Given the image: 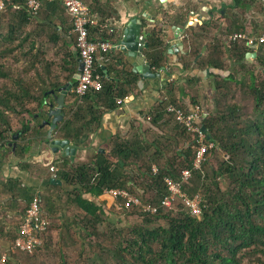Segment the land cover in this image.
Returning a JSON list of instances; mask_svg holds the SVG:
<instances>
[{"label":"crops","instance_id":"0c3cea01","mask_svg":"<svg viewBox=\"0 0 264 264\" xmlns=\"http://www.w3.org/2000/svg\"><path fill=\"white\" fill-rule=\"evenodd\" d=\"M38 1L39 10L27 19L20 35L26 38L22 42L24 46L30 47L34 42L44 53L38 69L45 75L50 70L67 67L66 45L71 51L76 49L68 16L59 3L51 4L59 0ZM82 1L96 20L89 39L102 36L114 45L107 56L95 55L94 67L101 68L104 80L123 87L128 93L109 103L103 96L85 97L81 103L83 114L70 124L68 131L60 127L69 115L73 99L69 94L64 97L62 120L50 135L54 140L68 142L72 149L71 153L68 150L69 155L59 147L53 151L47 146L48 127L42 123L50 118L45 114L47 108L43 103L40 115L31 116L26 132L16 130L19 125L11 127V132L16 130L18 135L16 139L11 137L14 142L9 150L3 148L5 154L1 152L0 163V254L12 245L24 208L32 196L38 198L45 216L49 212L56 214L55 222L59 226L64 222L71 228L79 226L75 216L81 210L75 196L96 206L102 222H118L117 217L123 221L122 212L103 191L105 187L97 193L87 189L90 178L95 180L97 171H103L106 166L104 180L114 183L110 188H123L120 186L123 182L131 193L140 196L152 193L145 187L150 176L147 177L144 167L151 164V168L170 170L182 162L183 151L192 142L191 136H185L173 117L165 112L166 106L179 104L189 108L199 104L204 117L220 115L227 105L238 111L252 110V78H258L255 82L260 84L264 80V46H255L243 53V41L235 46L225 44L229 34L241 32L256 36L264 31V3L259 0ZM134 19L140 22V35L147 37L153 29L161 31L166 58L162 68L151 67L153 77L147 75L141 79L134 66L115 48L119 29ZM177 31L178 34L183 31L180 37L184 53L168 54L167 43ZM142 55L149 63L147 48ZM73 59L77 68L78 58ZM61 74L62 77L64 72ZM129 74L136 80L124 86L121 82ZM62 81L60 78L58 82ZM116 99L123 102L116 105ZM48 163L57 168L54 176L48 170ZM78 165L82 168L76 172ZM74 174L83 183L75 181ZM22 255L12 254L10 259L16 264V258Z\"/></svg>","mask_w":264,"mask_h":264},{"label":"trees","instance_id":"16d2710c","mask_svg":"<svg viewBox=\"0 0 264 264\" xmlns=\"http://www.w3.org/2000/svg\"><path fill=\"white\" fill-rule=\"evenodd\" d=\"M0 1L3 2L0 17L2 13L7 12L5 34L0 33V44H5L2 49L0 48V59L7 55V60L9 59V62L15 64L14 67L5 69L0 63V81L7 80V87L4 86L5 84H1L3 86L0 88L1 163L3 161L1 152L3 148L7 151L13 146L14 140L11 137L16 130L22 133L26 132L29 129L31 116L33 114L40 115L39 109L43 100L47 99V92L56 91L68 80L72 82L73 86L75 85L76 81L72 80L71 76L76 70L73 58L77 57V51L69 50L66 45L65 57L68 61L66 62L67 67L61 70L62 73L64 72L61 77L62 82H58L57 79L51 80L48 72L43 75L38 67L42 65L44 53L35 47L34 42H31L30 47L22 44L26 38H21L20 30L30 17L25 1ZM56 3L60 5V2L56 1L51 4L56 5ZM88 11L90 12L89 8ZM92 28L89 29L88 34ZM102 38L101 36L98 39ZM55 41L52 40V43ZM107 41L113 43L112 40L107 39ZM237 43L239 42H233L231 46L238 45ZM146 44L150 66L154 69L162 68L166 58V47L163 44L161 31L153 29L146 37ZM242 45L243 53L250 50L243 42ZM103 54L107 56V53ZM19 62H23V65L22 70L18 72L16 65ZM94 72L102 77L101 68L95 67ZM29 73L32 74L33 80H25L24 76H20V74L28 76ZM135 80L136 77L129 74L121 83L126 86L133 84ZM256 80L258 78L253 77L250 86L253 100L252 110H255L256 113L254 119L244 124L241 110L233 109L229 105L220 115H207L202 119L208 139L216 146L209 150L202 167L192 172L190 185L183 188L189 195H193L195 192L201 194V215L199 217L191 216L180 202L173 208H160L159 212L154 215L142 214V224L131 226L130 233L125 234L124 237L122 234L116 244L108 249V252L118 259L113 264H242L245 255L252 256L256 253L260 255L255 258L256 263L264 264V144L262 143L264 141L262 140L264 136V80L261 84L260 82L256 83ZM101 82V90L86 93L80 103H76L73 94L69 93L73 104L69 115L60 127L61 130L68 131L70 124L73 121H78L82 116L81 112L84 108L82 109L81 103L85 97L103 96L109 103L115 98H123L128 93L123 87L112 85L103 77ZM10 115L22 117V119L21 117L16 119L19 129L16 128L13 132H11ZM244 125H249L251 128L244 127ZM181 131L189 137L184 129ZM195 149L192 142L184 149L185 156L178 164L181 167L176 170L177 172L175 166L170 170L158 168V171L153 174L151 164L145 166L144 169L148 171L146 175L150 176L149 179H145V187L155 194L147 199L144 195H137L146 202L159 203L167 193L163 181L164 176L179 178L180 170L190 165ZM217 150L222 151V158L216 169H213L209 160L215 156ZM2 153L5 154V152ZM207 165L212 170L210 175L206 171L208 170ZM80 167L81 165L75 167V171L79 172L82 168ZM82 173L84 174V172ZM106 174L107 167L105 166L103 171H97L95 180L90 178V186L87 189L97 193L103 187L113 186L114 183L111 180H109L110 183L108 180H104ZM78 176L74 174L72 178L83 183ZM217 178L229 180L227 186L221 188ZM207 179H210L209 183L206 182ZM192 182L195 184L194 187ZM120 186L125 189L129 188L123 182ZM75 202L81 210L78 214L79 225L83 229L89 227L87 234L84 235L92 236L96 232L94 225L97 222H102L103 218L99 216L98 208L91 202L84 201L79 196H75ZM122 213L125 215L138 212L133 209H124ZM157 219H163L166 225H152V222ZM93 241L100 246V243H96L95 236ZM99 258L98 255L92 260H86V263L95 262Z\"/></svg>","mask_w":264,"mask_h":264},{"label":"built area","instance_id":"2783aa9c","mask_svg":"<svg viewBox=\"0 0 264 264\" xmlns=\"http://www.w3.org/2000/svg\"><path fill=\"white\" fill-rule=\"evenodd\" d=\"M30 16H34L39 10L38 0H24ZM264 3V0H259ZM60 6L70 20V32L74 37V47L80 64V71L75 85L70 93L75 97L76 103H80L82 97L89 92H99L102 88V77L94 72V60L97 53H108L114 45L103 39L91 40L88 37L89 29L96 26L95 18L88 11L82 0H59ZM3 2L0 1V10ZM243 41L249 48L264 46V31L257 36H247L244 33H232L226 36L225 44L230 46L233 42ZM123 99H116V105H120ZM165 112L170 114L174 121L191 136L195 152L190 166L180 171L179 178L174 179L164 176L163 181L167 193L159 203L153 204L144 201L139 195L133 194L125 188H104L113 199V206L119 210L133 209L145 215H154L160 208H173L178 202L191 216L199 217L202 213L201 194L195 192L189 195L184 186L190 185V179L194 170H199L206 161L209 150L216 145L207 137V131L202 125L204 112L199 104L184 108L179 104H169ZM49 164V163H48ZM48 170L54 176L57 168L53 163L48 165ZM157 168L152 167L156 173ZM49 221L42 213L39 200L33 196L24 208L22 220L17 227V234L8 251L0 254V264H10V256L16 253L33 254L42 244V236L46 233Z\"/></svg>","mask_w":264,"mask_h":264},{"label":"rangeland","instance_id":"374dc122","mask_svg":"<svg viewBox=\"0 0 264 264\" xmlns=\"http://www.w3.org/2000/svg\"><path fill=\"white\" fill-rule=\"evenodd\" d=\"M1 20H0V33L5 34V24L7 22V12L1 14ZM5 46V44H0V48L2 49ZM0 49V50H1ZM9 59L7 60V55H5L2 59H0V63L3 64L5 69L7 67L12 68L15 66L13 62H9ZM59 61H57V64ZM17 63V70H22L23 62ZM36 68V67H35ZM61 70L55 69L49 71V77L51 80L59 79L61 78ZM20 76H24L23 78L26 79H32V74L29 73L28 76H25V74H20ZM31 77V78H28ZM1 84H5L4 86L7 87V80L6 81H0V88ZM242 113V122L244 124H247V122L251 119H254L255 117V110H249L248 108H243L241 110ZM249 116L251 118H249ZM20 115H10V125L12 127L18 125L16 122L17 118H20ZM22 119V117H21ZM249 126V125H247ZM244 125V127H247ZM251 128V126H249ZM255 137V136H254ZM262 140H264V136L262 137ZM264 144V141L262 142ZM222 158V151L217 150V153H215V156L209 160L211 166L213 169H216V167L219 164L220 159ZM181 166L177 165L175 167V171L178 170ZM208 167V165H207ZM207 173L210 175L212 173V170L210 167H208V170H206ZM177 172V171H176ZM218 181V184L221 188H224L227 186V183L229 180L226 178L223 179H216ZM193 181V180H192ZM207 183L210 182V179H207ZM193 187L195 186L194 182H192ZM196 183V181H195ZM197 184V183H196ZM155 192L147 193L146 196H144L146 199L147 197H151L154 195ZM126 215V216H125ZM123 216V221H120V218L117 217L119 220L118 222H97L94 225V228L96 229L95 234L92 236H95L96 243H100V246L96 245L93 241L92 236H85L84 234H87L89 227L86 229L82 228L80 225L77 228H71L69 224L65 225L64 223H61L62 226H59L55 222V213L49 212L46 214V217L49 221V226L47 233L44 236L43 244L38 247L33 254L28 255H22L16 258V264H87L86 260H92L94 257L99 255V259L95 260V262L90 261L88 264H95L98 262V264H113V262H117L118 259L116 256L112 255L108 252V249H111V246L113 244H116V242L125 234L130 233V227L134 225H141L142 224V214H125ZM78 220V216H75ZM166 225L165 221L162 219H157L152 222V225ZM83 225V224H82ZM92 229V228H91ZM120 231V232H118ZM86 237V238H85ZM257 256H260L259 253L253 254L252 256H244V259L242 261V264H257L255 258ZM89 258V259H88ZM10 264H14L12 261Z\"/></svg>","mask_w":264,"mask_h":264},{"label":"water","instance_id":"95a60500","mask_svg":"<svg viewBox=\"0 0 264 264\" xmlns=\"http://www.w3.org/2000/svg\"><path fill=\"white\" fill-rule=\"evenodd\" d=\"M140 22L137 19L132 20L129 24L123 26L119 29L120 36L117 41L116 50H119L123 56L126 58L130 66H134L135 70L140 74V78L145 76L153 77L151 72V66L147 62L146 58L142 55L144 48H147L145 44L146 34L140 35ZM182 33L178 34V31L173 35V39H170L167 43V53L175 54L184 53L183 52V43L181 41ZM247 56H249L247 54ZM134 70V71H135ZM80 64L77 59V68L72 74L71 79L76 81L79 76ZM141 80L137 84H140ZM72 82L70 80L63 83L59 86L56 91L50 90L47 92V99L49 101L43 100V105L46 106L47 110L45 112L46 116L50 118V121H44L42 124L48 127L46 140L47 146L52 148L53 151H56L57 148L62 149L65 154L72 152V149H69L68 142L66 140H54L50 133L56 128V124L62 120L63 112L62 108L64 106V97L70 93L72 88ZM46 101V102H45ZM18 133L12 136L13 139H16ZM13 145V144H12ZM69 155V154H68Z\"/></svg>","mask_w":264,"mask_h":264},{"label":"clouds","instance_id":"9594fccd","mask_svg":"<svg viewBox=\"0 0 264 264\" xmlns=\"http://www.w3.org/2000/svg\"><path fill=\"white\" fill-rule=\"evenodd\" d=\"M189 166H190V165H189ZM189 166H188V167H189ZM185 167H187V166H185ZM183 168H184V167H183ZM183 168H182V169H183ZM157 169H158V168H157ZM182 169H181V170H182ZM181 170H180V171H181ZM157 171H158V170H157ZM151 172H152V168H151ZM152 173H153V172H152ZM153 174H155V173H153ZM192 175H193V174H192ZM191 178H192V177H191ZM190 183H191V182H190ZM133 194H134V193H133ZM136 195H137V194H136ZM120 211L122 212V210H120ZM122 214H123V213H122ZM123 216H124V214H123ZM48 226H49V225H48ZM46 232H47V230H46Z\"/></svg>","mask_w":264,"mask_h":264}]
</instances>
